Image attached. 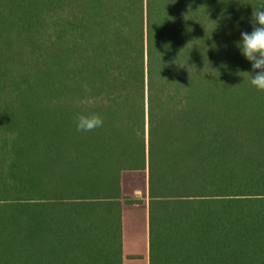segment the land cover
<instances>
[{"label":"trees","instance_id":"16d2710c","mask_svg":"<svg viewBox=\"0 0 264 264\" xmlns=\"http://www.w3.org/2000/svg\"><path fill=\"white\" fill-rule=\"evenodd\" d=\"M260 5L0 0V264H122L121 174L145 169L149 264H264V91L238 47Z\"/></svg>","mask_w":264,"mask_h":264},{"label":"crops","instance_id":"0c3cea01","mask_svg":"<svg viewBox=\"0 0 264 264\" xmlns=\"http://www.w3.org/2000/svg\"><path fill=\"white\" fill-rule=\"evenodd\" d=\"M121 192L125 196L136 198L140 201L139 203L122 205V255L130 259H137L144 254L148 256V171L146 169L124 171L121 174Z\"/></svg>","mask_w":264,"mask_h":264},{"label":"clouds","instance_id":"9594fccd","mask_svg":"<svg viewBox=\"0 0 264 264\" xmlns=\"http://www.w3.org/2000/svg\"><path fill=\"white\" fill-rule=\"evenodd\" d=\"M252 17L253 30L250 33H241V41L238 43V47L242 55L252 64L254 75L245 72L250 76L251 85L258 91H264V5L253 9ZM97 99L89 96L79 101V103L82 105H92L97 102ZM103 123V118L97 113H81L75 118L77 132L94 131L97 128L103 127Z\"/></svg>","mask_w":264,"mask_h":264},{"label":"rangeland","instance_id":"374dc122","mask_svg":"<svg viewBox=\"0 0 264 264\" xmlns=\"http://www.w3.org/2000/svg\"><path fill=\"white\" fill-rule=\"evenodd\" d=\"M148 256L144 254L137 259H130L128 257H123V264H148Z\"/></svg>","mask_w":264,"mask_h":264}]
</instances>
